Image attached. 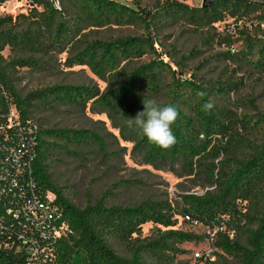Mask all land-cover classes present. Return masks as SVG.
<instances>
[{"label":"trees","instance_id":"16d2710c","mask_svg":"<svg viewBox=\"0 0 264 264\" xmlns=\"http://www.w3.org/2000/svg\"><path fill=\"white\" fill-rule=\"evenodd\" d=\"M6 1L9 0H0V4ZM58 1L59 8L54 0H27V14H20L15 19L11 16L0 18V128L8 125L7 113L13 106L22 124L36 127L33 176L42 191L54 194L61 214L59 221L69 229L58 242L56 263L145 264V254L160 257L166 252H179L178 244L197 241L200 236L174 229L177 212L168 203L145 201L133 206L107 205L108 197L104 195L95 203L78 207L68 200L52 180L50 159L58 150L69 151L70 147L86 145H94L104 153L105 144L101 136L83 129H41L30 119L27 108L37 101L49 103V99L82 105L83 109L91 101L92 109L97 108L113 121H119L130 141L134 142V149L142 154L144 162L156 169L173 168L180 164L181 176H191L196 174L198 166L208 165L210 168L206 175L211 185H218L217 190L203 196H183L182 216L197 222V226L201 224L208 228L212 234L214 256L234 258L236 264H264V142L238 144L236 115L230 109L220 107L215 100V91L226 95L229 90H235L237 84L224 83L215 88L193 79L175 80L170 90L171 99L161 103L172 104L179 112L177 121L172 125L176 143L168 149L150 143L138 129L127 124V118H135L138 112L144 110L143 98L138 95L139 85L157 90L164 83L165 70H172L171 65L161 59L162 54H157L154 40L150 37L153 32L168 23L182 24L195 31L212 30L211 37L219 46L229 47L246 42V55L251 54L256 44L260 46V53L264 54V41L258 39L256 33L243 30L231 35L218 30L219 25L223 24L228 29L231 22L242 18H263L264 2L221 0L192 6L178 0H164L148 9L137 0ZM22 22L26 26L18 29L17 25ZM136 23L145 28V35L95 40L85 44H81V40L74 42L89 28ZM77 44L80 48L67 60L68 65L89 66L95 73L108 74L115 80L104 96L97 98L98 94L85 86L57 84L32 92L24 100L19 99L12 85L10 66L36 68L39 65V61L33 58L36 54L61 49L63 45L76 47ZM7 47L14 55L9 63L2 55ZM148 49L158 57L134 67L126 78L119 80L121 71L130 63L142 59ZM244 55L239 49L235 54L224 53L227 59L234 62L243 60ZM256 66L264 72V60ZM185 88L191 93L187 100ZM209 100L214 102V107L205 111L203 105ZM4 133L0 129V138ZM223 156L225 160L216 163ZM147 223L164 229H158L150 240H142L141 229ZM243 232L246 244L237 238L230 239L231 233ZM109 239L125 244L129 248V256L118 255L109 244ZM24 261L22 252L4 246L0 248V264H24Z\"/></svg>","mask_w":264,"mask_h":264},{"label":"rangeland","instance_id":"374dc122","mask_svg":"<svg viewBox=\"0 0 264 264\" xmlns=\"http://www.w3.org/2000/svg\"><path fill=\"white\" fill-rule=\"evenodd\" d=\"M137 1L142 7L151 9L164 0ZM178 1L192 6L201 4V0ZM28 7L27 0H10L0 6V18L11 16L15 19L20 14H27ZM25 26L23 22L17 25L18 29ZM218 27L221 33L225 30L223 25ZM82 34L74 42L81 40V44H85L95 40L141 37L146 31L141 24L136 23L100 29L89 28ZM212 34V30L195 31L182 24L172 23L153 32L150 37L154 40L157 54H162L161 59L168 62L172 70H165L164 83L157 90H148L145 85L140 84L138 95L144 101L155 99L159 103L168 102L171 99V86L177 79H193L215 88L224 83L237 84L235 90H229L226 95L215 91V100L220 107L230 109L236 115L238 144H247V141L260 144L264 142V72L256 64L264 60V54L260 53V46L256 44L248 56L245 53L246 42H238L236 46L240 53L245 54V59L234 62L224 56L226 47L219 46L216 39H212ZM78 48L80 44L76 47L63 45L61 49L38 53L33 57L39 61L36 68L10 66L12 85L19 99L24 100L32 92L57 84L85 86L94 90L98 94L97 98L104 96L115 80L108 74L95 73L89 66H69L67 60L75 55ZM157 54L148 49L142 59L130 63L121 71L119 80L126 78L127 73L134 67L156 59ZM2 55L7 63L14 58L8 47ZM190 97V91L185 88V100ZM27 109L30 119L41 129H83L103 139L104 153L94 145L70 147L69 151L58 150L49 161L53 182L72 203L84 207L88 203H95L104 195L108 197L107 205L133 206L145 201L168 203L177 212L174 229L200 236L197 241L178 244L179 252H166L160 257L145 254V264H205L206 261H211L212 264H236L234 258L214 256L207 237L208 228L201 224H188L189 220L181 213L183 196L196 192L203 196L217 190L218 185H211L206 175L210 168L208 165L198 166L194 175L181 176L183 172L180 164L161 170L146 164L142 154L134 149V142L130 141V136L122 129L119 121H113L108 114L97 108L92 109L91 101L86 109L82 105L61 103L53 99H49V103L34 102ZM220 160H225V157H219L216 163ZM215 173L219 175L218 170ZM158 229L164 228L147 223L141 229L140 238L150 240L157 234ZM231 235L230 239L237 238L242 244H246L244 232ZM108 242L118 255L129 256V248L125 244L116 239H109ZM197 253L204 256L210 254L214 261L198 260L195 257Z\"/></svg>","mask_w":264,"mask_h":264},{"label":"built area","instance_id":"2783aa9c","mask_svg":"<svg viewBox=\"0 0 264 264\" xmlns=\"http://www.w3.org/2000/svg\"><path fill=\"white\" fill-rule=\"evenodd\" d=\"M54 4L59 8L58 0H54ZM223 26L222 33L227 31L234 35L249 30L264 41V17L239 19L231 22L228 29ZM226 51L235 54L238 47L229 46ZM7 121L6 128H0L5 132L0 138V248L22 252L24 264H57L58 242L69 229L59 221L61 214L54 194L42 191L33 176L36 127L22 124L13 107L8 110ZM193 194L198 195L197 192ZM186 218L191 225L197 226V222ZM208 239L211 242L210 232ZM195 257L214 261L210 254L197 253Z\"/></svg>","mask_w":264,"mask_h":264},{"label":"clouds","instance_id":"9594fccd","mask_svg":"<svg viewBox=\"0 0 264 264\" xmlns=\"http://www.w3.org/2000/svg\"><path fill=\"white\" fill-rule=\"evenodd\" d=\"M201 96L204 93H200ZM144 110L136 114L135 118H127L129 127H135L140 135L150 143L168 149L176 143V136L172 125L177 121L179 112L172 104H161L155 99L143 100ZM214 102L209 100L203 105V110L211 111Z\"/></svg>","mask_w":264,"mask_h":264},{"label":"water","instance_id":"95a60500","mask_svg":"<svg viewBox=\"0 0 264 264\" xmlns=\"http://www.w3.org/2000/svg\"><path fill=\"white\" fill-rule=\"evenodd\" d=\"M217 1H221V0H201V4L205 5V4H211Z\"/></svg>","mask_w":264,"mask_h":264}]
</instances>
